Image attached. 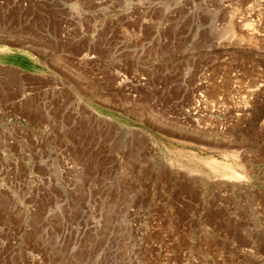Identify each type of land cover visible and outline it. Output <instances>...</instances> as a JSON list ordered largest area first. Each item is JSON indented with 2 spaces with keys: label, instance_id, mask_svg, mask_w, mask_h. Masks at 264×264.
Returning a JSON list of instances; mask_svg holds the SVG:
<instances>
[{
  "label": "rangeland",
  "instance_id": "rangeland-1",
  "mask_svg": "<svg viewBox=\"0 0 264 264\" xmlns=\"http://www.w3.org/2000/svg\"><path fill=\"white\" fill-rule=\"evenodd\" d=\"M0 2L61 86L0 119V264H264V0Z\"/></svg>",
  "mask_w": 264,
  "mask_h": 264
},
{
  "label": "crops",
  "instance_id": "crops-1",
  "mask_svg": "<svg viewBox=\"0 0 264 264\" xmlns=\"http://www.w3.org/2000/svg\"><path fill=\"white\" fill-rule=\"evenodd\" d=\"M0 2V6L5 7ZM26 9V14L21 16L20 29L14 27L12 19L7 15L0 16V119L12 117L14 112L20 110L34 125L42 124L38 120L41 111L37 102L44 97L48 88L54 92H60V76L57 68L47 65L44 60L45 20L39 16V11L33 12ZM13 26V27H12ZM20 37L26 41L28 49H20L14 46L13 39ZM22 61L21 64L15 61ZM17 64V65H16ZM17 66L26 78L18 85H14L12 68ZM8 68V69H6ZM5 69V70H4ZM4 72H7L4 74ZM75 88V83L66 85ZM14 87L20 88L14 92ZM47 88V89H46Z\"/></svg>",
  "mask_w": 264,
  "mask_h": 264
}]
</instances>
